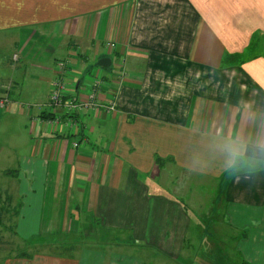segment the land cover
Instances as JSON below:
<instances>
[{
  "label": "crops",
  "instance_id": "1",
  "mask_svg": "<svg viewBox=\"0 0 264 264\" xmlns=\"http://www.w3.org/2000/svg\"><path fill=\"white\" fill-rule=\"evenodd\" d=\"M171 9L183 10L178 26L161 18ZM163 51L179 64L163 61ZM223 56L231 63L219 66ZM102 58L111 62L105 73L97 69ZM83 73L101 76L98 99L114 96L116 111L85 109L74 116L76 130L53 132L46 122L63 112L48 104L52 83L60 80L67 98H84L92 80ZM5 97L0 124L27 119L36 140L28 151L43 166L35 177L36 159L26 158L27 190L20 193L19 181L5 199L15 198L12 208L28 199L50 211L39 233L68 252L4 264H145L130 250L199 264L203 241L193 237L204 229L191 220L202 217L216 221L206 239L220 253L211 259H230L239 237L245 250L261 245L264 167L229 165L221 145L230 134L264 135V0H0ZM69 136L84 146L73 148ZM187 238L191 257L183 258ZM239 257L237 264L248 263Z\"/></svg>",
  "mask_w": 264,
  "mask_h": 264
},
{
  "label": "rangeland",
  "instance_id": "2",
  "mask_svg": "<svg viewBox=\"0 0 264 264\" xmlns=\"http://www.w3.org/2000/svg\"><path fill=\"white\" fill-rule=\"evenodd\" d=\"M180 1V0H179ZM161 18L164 21V23L171 22L173 25L178 26L183 22L182 15L183 10L179 11V15L175 13L172 9L167 11V13L161 12ZM159 17H154V13L150 15L151 22H156V20ZM157 35V34H156ZM155 35V36H156ZM153 36V37H155ZM109 44V43H107ZM111 47H113V44H110ZM161 53V58L165 59L163 61L168 62L170 66L178 65L179 64V57L174 56V53L166 55L163 52ZM229 59H233V55L227 54ZM190 60V59H189ZM226 62H224V61ZM220 63L219 66L227 64V62L231 63V60H227L226 58ZM158 61V60H156ZM228 65V64H227ZM101 72L105 73L104 68L98 67ZM224 69V68H223ZM93 75L89 73H83L81 79H85L87 81L93 80ZM207 77H210L208 75H205ZM103 77V76H102ZM102 81V79H101ZM103 83V81H102ZM226 83V82H223ZM101 88H99V92L101 93ZM113 89V88H112ZM97 100L102 104V107L99 109H102L106 111L107 113L115 112L116 111V103L114 96H110L108 100H100L97 97ZM111 105L114 106V111H107L103 106L110 107ZM11 122H4L0 124V207H3L6 209L2 215V224L0 225V264H4L6 260H9L11 258H15V256L20 252H26L31 257L35 255H40V253H65L68 252V250H59L56 248H51L50 246L46 245L45 243L49 240H54L57 237L53 235H45L44 233H39V229L41 226H39V223L41 225L42 222H44L43 216H50L51 212L43 211L41 210L40 204L30 202V200L23 199V204L20 205L17 209L12 208L13 203L15 202V194H16V184L20 181L23 185L20 188V193H23L24 188L26 189L25 185V177H30V173L26 171L25 167V160L26 158H34L36 159V163L33 162L35 167L38 168V173L35 177H41L42 176V157L40 156H30V152L28 151L30 146L35 143V138L33 137L35 134V131L32 132V128L30 127V123L27 119L23 117H10ZM23 126H26V129L23 128ZM74 137V136H73ZM71 136L68 137V141H71L73 139L77 140V138H73ZM79 140V139H78ZM83 147V146H82ZM80 147V148H82ZM79 148V149H80ZM34 177V176H33ZM27 190V189H26ZM29 190V189H28ZM207 190V189H206ZM209 191V190H207ZM14 196L13 198L10 197V204L7 203L5 197L6 196ZM209 196V195H206ZM203 200H209V197L205 199V195H203ZM205 203V202H203ZM205 207H208V203L206 202L204 204ZM11 210V213H7L8 210ZM9 210V211H10ZM218 213V212H217ZM199 215H205L204 212L197 213V216ZM25 216V221H22V217ZM26 216H29L27 218ZM193 218V217H191ZM38 219V223H37ZM17 220H20V224L18 228L15 227V222ZM193 222L192 227L194 225L198 224V230L201 231L204 229V234L196 235L193 238L203 241V246L199 250L200 255H195L199 258V264H237L238 258H241L239 256H245V258L248 260V263L244 264H261V258L263 255V241H264V228L262 229V235L260 243L261 245H257L258 249L253 250L255 246H252L251 249L245 250L244 244L239 243L237 240V243L232 246V248L228 251V254L230 256V259H211L212 256L218 255L220 252L214 249L215 245H213V241L206 239L212 234L213 228L216 224V221L212 218H193L191 220ZM26 222L28 224V232H23V224ZM194 231V228H192L189 232V235L191 232ZM129 235V234H128ZM247 237V236H244ZM255 238V237H253ZM194 239H192V242H196ZM258 239V238H257ZM77 241L82 243V238H78ZM190 239L187 238V240L184 243V247H187V250H184L181 252V256L183 258L191 257V250H188L190 248V245H186ZM217 241V240H216ZM224 240L221 238L220 242H223ZM199 243V241H198ZM129 244V242H128ZM122 245V248H125V245ZM46 245V246H45ZM62 249V248H61ZM127 249V247L125 248ZM132 255H138L143 256V260L146 263L151 264H169L165 263L163 259H169L167 256L164 255L163 252H155L158 259H151L149 257L152 256L153 252L143 251L138 253L136 250H130ZM250 254V255H249ZM160 260L162 262H160ZM247 262V261H246Z\"/></svg>",
  "mask_w": 264,
  "mask_h": 264
},
{
  "label": "built area",
  "instance_id": "3",
  "mask_svg": "<svg viewBox=\"0 0 264 264\" xmlns=\"http://www.w3.org/2000/svg\"><path fill=\"white\" fill-rule=\"evenodd\" d=\"M108 47L111 45L107 44ZM18 54H14L12 59L17 60ZM60 69H58L59 73H63V69H65L66 64L63 62L58 63ZM65 72V71H64ZM102 86L101 76H94L91 85L88 86L87 92L85 91L84 98L81 97H73V98H66L63 99L65 96L63 94V84L60 80H56L52 83V90L49 96V106L52 108H59L63 112V118H65L66 113L69 114H79L83 112L85 109H92L98 110L102 107V104L97 100L99 94V88ZM85 89V86H84ZM10 105V100L5 98H0V109H6ZM108 112L114 111V106L111 105L110 107L103 106ZM46 125L51 128L53 132L62 131H72L76 130V121L74 118H66L62 121V118H52L48 119ZM85 139L74 140L71 142L73 148H80L84 146Z\"/></svg>",
  "mask_w": 264,
  "mask_h": 264
},
{
  "label": "clouds",
  "instance_id": "4",
  "mask_svg": "<svg viewBox=\"0 0 264 264\" xmlns=\"http://www.w3.org/2000/svg\"><path fill=\"white\" fill-rule=\"evenodd\" d=\"M221 147L227 154L229 165H234L237 160H242L245 164L257 168L264 167V159H259L257 155H249V152L264 155V135L259 136L255 141H251L239 135L230 134L223 139Z\"/></svg>",
  "mask_w": 264,
  "mask_h": 264
},
{
  "label": "trees",
  "instance_id": "5",
  "mask_svg": "<svg viewBox=\"0 0 264 264\" xmlns=\"http://www.w3.org/2000/svg\"><path fill=\"white\" fill-rule=\"evenodd\" d=\"M229 58V57H228ZM224 62H226V61H224ZM67 97H64L63 99H66ZM68 117H70V118H74V114H67L66 113V115H65V118H63L62 117V121L64 120V119H66V118H68ZM52 119V118H51ZM7 201V203L8 204H10V201L9 200H6ZM8 210V212L7 213H11V210L10 209H7ZM10 210V211H9ZM4 211H6V209L4 208V206L3 207H0V225L2 224V215H3V213H4ZM1 227V226H0ZM16 258H27V259H31V255H29L28 253H26V252H21V253H18L16 256H15Z\"/></svg>",
  "mask_w": 264,
  "mask_h": 264
},
{
  "label": "water",
  "instance_id": "6",
  "mask_svg": "<svg viewBox=\"0 0 264 264\" xmlns=\"http://www.w3.org/2000/svg\"><path fill=\"white\" fill-rule=\"evenodd\" d=\"M111 64L110 60L107 58H102L97 62V66L99 67H108Z\"/></svg>",
  "mask_w": 264,
  "mask_h": 264
}]
</instances>
